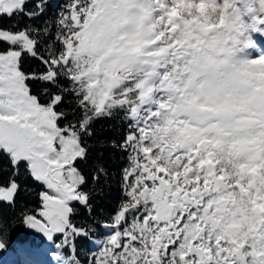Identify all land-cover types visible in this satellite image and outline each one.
<instances>
[{
  "label": "snow or ice",
  "instance_id": "6c2138e0",
  "mask_svg": "<svg viewBox=\"0 0 264 264\" xmlns=\"http://www.w3.org/2000/svg\"><path fill=\"white\" fill-rule=\"evenodd\" d=\"M5 18L0 249L18 217L45 264H264V0H0ZM100 121L127 161L106 215Z\"/></svg>",
  "mask_w": 264,
  "mask_h": 264
},
{
  "label": "trees",
  "instance_id": "16d2710c",
  "mask_svg": "<svg viewBox=\"0 0 264 264\" xmlns=\"http://www.w3.org/2000/svg\"><path fill=\"white\" fill-rule=\"evenodd\" d=\"M19 23V21H16ZM11 21L8 19L0 20V25L10 26ZM26 68H32L34 70H39L40 65L37 61H29L25 66ZM96 135L93 138V143L97 144V147L94 148V156L98 153H103V159L107 163L108 167L111 170L112 182L110 188L106 187L104 193L97 196L94 200V204L97 208V211L101 215H106L107 213L114 210L115 205L120 196L119 190V179H120V170L127 161L123 154L119 152H114L108 148H102L99 146V142H107L111 140H120L123 136V130L119 121H100L96 125L95 129ZM5 172L3 174L4 179H7V165L4 162ZM39 191L36 186H32L31 194L27 197L28 203L31 205L36 199L35 193ZM11 216L12 214L9 213ZM34 235L32 230L27 228L23 223L22 218H13L10 227H9V236L6 243L7 247L15 244L17 241L30 240L33 241Z\"/></svg>",
  "mask_w": 264,
  "mask_h": 264
},
{
  "label": "rangeland",
  "instance_id": "374dc122",
  "mask_svg": "<svg viewBox=\"0 0 264 264\" xmlns=\"http://www.w3.org/2000/svg\"><path fill=\"white\" fill-rule=\"evenodd\" d=\"M32 233H33V235H35L36 236V241H39L40 239H39V234H37V233H35L34 232V230H32ZM18 246H20L19 247V249H21V252H16L17 254L19 253V255H23V257H25V255L27 254H29V253H27L28 252V250H26L25 248H23V246H22V244H19ZM47 246V242H46V244L42 247V252H43V248L44 247H46ZM28 249V248H27ZM39 250L40 249H37L36 251H33V254H35V253H38L39 252ZM46 254H48V253H46ZM51 257V256H50ZM45 259V260H47V259H50L49 257H45L44 255H41V260L42 259ZM18 260V259H17ZM19 261H21V260H19ZM35 263H36V261H35ZM20 264V263H19ZM37 264V263H36Z\"/></svg>",
  "mask_w": 264,
  "mask_h": 264
},
{
  "label": "bare ground",
  "instance_id": "6f19581e",
  "mask_svg": "<svg viewBox=\"0 0 264 264\" xmlns=\"http://www.w3.org/2000/svg\"><path fill=\"white\" fill-rule=\"evenodd\" d=\"M45 259L43 258L42 260H41V256H40V259H39V262L41 263V264H45Z\"/></svg>",
  "mask_w": 264,
  "mask_h": 264
}]
</instances>
